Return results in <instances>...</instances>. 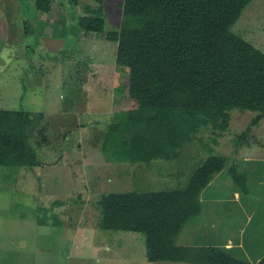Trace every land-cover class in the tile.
I'll list each match as a JSON object with an SVG mask.
<instances>
[{
    "label": "rangeland",
    "instance_id": "374dc122",
    "mask_svg": "<svg viewBox=\"0 0 264 264\" xmlns=\"http://www.w3.org/2000/svg\"><path fill=\"white\" fill-rule=\"evenodd\" d=\"M121 1H103L105 31L119 29ZM76 2L73 8L68 0H52L51 9L41 13L33 0H0V109L33 115L36 125L29 143L38 162L32 168L0 166V264H104L105 259L111 260L107 264L118 263L114 260L174 264L147 261L140 233L99 228L98 203L110 192L184 187L191 170L208 153L195 141L181 148V158L172 166L163 160L112 163L102 156V142L115 113L136 104L127 95L128 69L115 62L117 44L106 41L105 34L77 32L76 13L84 16L87 5L98 4ZM24 18L43 36H19ZM232 31L264 55V0H252ZM44 37L59 42L57 51L46 49ZM262 76L264 80V70ZM228 113L224 133L206 129L198 137L209 142L211 154L226 157L227 166L236 161L240 172L251 173L246 174L247 196L241 202L248 213L253 208L248 232L251 226L264 224V115L254 122L256 113L235 106ZM214 177L215 184L204 190V197L241 193L226 169ZM233 209L229 214L243 217L241 207ZM209 217L191 228L192 236L205 231L208 234L198 240L224 239V222L215 226L210 223L212 214ZM130 235L133 242L126 239Z\"/></svg>",
    "mask_w": 264,
    "mask_h": 264
},
{
    "label": "trees",
    "instance_id": "16d2710c",
    "mask_svg": "<svg viewBox=\"0 0 264 264\" xmlns=\"http://www.w3.org/2000/svg\"><path fill=\"white\" fill-rule=\"evenodd\" d=\"M92 1L98 6L87 5L84 16L75 11L77 32L105 34L106 41L117 44L115 62L128 69L127 95L136 104L115 113L102 156L112 163L163 160L172 166L181 158V148L195 141L208 153L184 187L103 195L99 228L142 234L149 262L251 264L223 248L184 246L176 240L199 215L200 195L220 171L226 169L237 189L247 193L246 173L236 161L227 166L226 157L211 154L213 148L198 134L206 129L224 133L234 106L256 113L254 122L264 115V55L232 31L252 0H122L119 29L111 31L104 28V0ZM33 3L41 13L52 6V0ZM32 24L22 19L19 36L42 37ZM35 125L30 112L0 109V166L38 165L29 143ZM255 264H264V255Z\"/></svg>",
    "mask_w": 264,
    "mask_h": 264
},
{
    "label": "crops",
    "instance_id": "0c3cea01",
    "mask_svg": "<svg viewBox=\"0 0 264 264\" xmlns=\"http://www.w3.org/2000/svg\"><path fill=\"white\" fill-rule=\"evenodd\" d=\"M247 175H251V173L246 172ZM218 176V175H217ZM216 176V177H217ZM214 177L209 184L210 188L215 183ZM248 178V176H247ZM248 181V180H247ZM204 192V191H203ZM203 192L200 195V202H201V210L199 215L192 221L191 223L187 224L185 228L186 230H182L180 233L183 236L177 237V244H181L184 246H216L219 248H223L227 251H230L231 254H233L235 257L244 259L251 264H255L263 255H264V224L261 225V222L258 223L256 227L251 226L252 231L247 232V222L250 220V223L252 224V213H248L247 208L241 206V202L246 193H238L235 192L234 194L229 195H218L213 196L209 195L204 197ZM251 199V197H250ZM244 203L248 204V201L245 200ZM239 207L242 208L243 217L237 216L236 214H229L231 210L238 209ZM233 209V210H234ZM221 213V218H220ZM212 214V217L214 220H212L210 223L214 222V225L217 226L218 224H221V222H224L223 226H226V236L224 239H221L220 237H215V239L209 240L210 236L207 237V241H201L198 240L199 237H205L208 232L203 231L202 236L194 237L190 233V230L192 227H195V224H198L199 221H205L204 218H210L209 215ZM227 214L229 217H232L231 220L225 219L224 215ZM238 219V221L236 220ZM209 223V224H210ZM249 223V224H250ZM213 225V224H211ZM261 226V228H259ZM192 231V230H191ZM126 237V236H123ZM128 240H134V236L130 235L127 236ZM193 240V241H192ZM131 242V243H132ZM101 246V245H100ZM107 248V247H106ZM108 259H105L104 264H107L106 261ZM111 262V260H108ZM114 262H118L116 264H131V261H124L120 263V261L114 260ZM127 262V263H126ZM135 264H142L138 263L137 261H134ZM174 264H191L186 262H172Z\"/></svg>",
    "mask_w": 264,
    "mask_h": 264
},
{
    "label": "water",
    "instance_id": "95a60500",
    "mask_svg": "<svg viewBox=\"0 0 264 264\" xmlns=\"http://www.w3.org/2000/svg\"><path fill=\"white\" fill-rule=\"evenodd\" d=\"M43 41H45V46L50 51H56L59 48V42L57 40H55V39H52L50 37H44ZM50 45L52 47L51 49L49 48Z\"/></svg>",
    "mask_w": 264,
    "mask_h": 264
}]
</instances>
